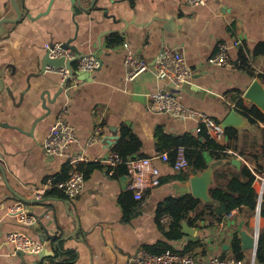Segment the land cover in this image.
<instances>
[{"label":"crops","instance_id":"crops-1","mask_svg":"<svg viewBox=\"0 0 264 264\" xmlns=\"http://www.w3.org/2000/svg\"><path fill=\"white\" fill-rule=\"evenodd\" d=\"M20 13L15 23L0 25V264H21L7 240L11 233H20L39 242L45 237L41 260L26 256V264H128L138 249L162 251L167 246L189 252L198 261L213 257H236L232 245L240 242V232L252 235L257 219L234 210L220 222L210 217L195 218L181 223V238L168 241L164 234L169 224H160L156 213L167 198L191 195L188 181L202 172L184 170L181 179L170 162L154 159L159 170L160 185L144 193L139 210L124 218L120 203L127 189L126 171L117 166L113 174L100 161L113 152L121 129H129L141 142L138 154L129 158H156L160 151L158 137L163 134L180 137L197 136L196 123L148 109V94L160 89L173 94L184 106L201 112L220 126L234 111L240 126L235 140L223 135L217 144L227 145L229 160L208 159L212 184L225 185L242 167L264 168L260 156L261 130L259 121L251 123L238 108L242 96L254 80L264 85V0H207L201 7H189L183 0H96L93 8L75 13L69 0H14ZM11 0H0V20L16 19ZM241 45L229 50L233 64L241 67H215L208 63L218 43ZM114 42V43H113ZM63 44L77 55H95L100 68L91 73L75 72L69 97L61 89L57 73L42 70L45 44ZM126 43L135 56L153 63L163 49L183 53L192 70V78L180 87L157 81L151 71L133 81L125 79L123 57ZM74 66V64H73ZM67 104L65 121L74 128L78 143L69 148L70 156L82 155L89 160L82 192L67 198L62 192L48 190L42 201L33 198V191L46 181L66 177V159L48 156L43 145L50 127ZM96 127L102 129L100 139L90 143ZM227 127V128H228ZM234 162V163H233ZM246 163V164H245ZM257 176H261L256 174ZM256 176L254 188L259 191ZM186 192V194H181ZM134 200V199H133ZM135 201V200H134ZM21 203L25 211L42 223L23 225L10 213ZM259 229L264 220L259 218ZM183 225L188 234H183ZM48 235L49 238H47ZM52 238V239H51ZM241 264H257L251 250L240 248ZM69 253L75 258L70 259Z\"/></svg>","mask_w":264,"mask_h":264},{"label":"built area","instance_id":"built-area-1","mask_svg":"<svg viewBox=\"0 0 264 264\" xmlns=\"http://www.w3.org/2000/svg\"><path fill=\"white\" fill-rule=\"evenodd\" d=\"M183 1L186 5L193 8L204 6L207 3V0ZM240 45V39H236L231 45L218 43L217 50L209 59L208 63L215 67H241L240 62L235 65L231 62L229 57V50L231 48H237ZM122 46L126 51L123 57V67L125 79L127 81H133L147 71H151L157 81L168 82L175 87L182 86L192 78L193 72L187 65L183 53L176 49H163L156 56L153 63L150 64L148 61L135 56V54L129 50L126 43H123ZM44 49L50 59L64 60L63 66L58 68L47 67L45 71L57 73L59 75L61 88L66 99L69 97L68 93L72 88L70 81L74 77L75 72L91 73L101 66L99 59L95 55H77L70 48L64 47L63 44L47 43L44 45ZM73 60L75 62L71 70L66 66V63ZM148 98V109L150 112L168 115L174 119L193 121L197 125L195 128L196 134L201 133L202 129H205L206 134L215 142L222 137L223 129L220 124L207 115L184 106L173 94L164 92L158 88L149 93ZM66 112L67 104L58 114L55 123L50 127L43 145L46 155L63 157L66 159V177L59 181L50 179L46 181L41 189L33 191V198L36 201H42L48 190H58L67 198L71 199L77 197L84 188V171L80 166L86 165L90 163V161L86 160L82 155L70 156L67 154L69 148L78 143V138L74 128L64 119ZM259 123L264 128V121H260ZM101 131L102 129L100 127H96L89 142L93 143L94 141H98ZM154 159H159L164 163L170 162L167 152L161 153L156 156V158H132L127 161H123L118 154L111 152L103 160H95L92 162L101 164L103 167L109 169L110 175L114 173V169L117 166H125L126 176L128 178L127 189L137 202L135 209L139 210L142 205L144 193L160 185V173L153 164ZM171 165L176 172L184 171L189 167L183 148L177 149L175 160ZM247 166L253 170L249 165ZM257 177L259 178L258 194L262 195L264 192V173ZM10 213H12L18 222L23 225H32L36 222V218L29 215L21 203L13 205V207L10 208ZM158 221L160 224H169L171 222V217L165 213L159 217ZM7 240L13 246L14 251L20 250L28 254H38L43 249L41 243L33 241L20 233L9 234ZM128 264H241V262L234 257H213L207 261H198L190 252L181 253L173 249H166L156 254L140 248L128 258Z\"/></svg>","mask_w":264,"mask_h":264},{"label":"trees","instance_id":"trees-1","mask_svg":"<svg viewBox=\"0 0 264 264\" xmlns=\"http://www.w3.org/2000/svg\"><path fill=\"white\" fill-rule=\"evenodd\" d=\"M263 52L264 46L258 47L255 51L256 54H261ZM238 108L240 113L248 118L251 123L264 121V115L257 108L253 106L245 107L242 101L238 103ZM224 135L231 141L237 139L238 133L235 129L228 127L224 130ZM260 136L261 144L259 151L261 158L264 159V130H261ZM158 146L160 151L163 149L169 151L168 156L171 164L175 160L177 149L183 148L189 164L188 168L194 172H202L207 169V158L209 157L214 160H229V158L232 157L226 153L229 147L227 145L221 146L217 144L206 134L205 129H202L201 133L197 134V136L184 134L180 137H171L161 134L158 137ZM140 148V140L132 134L129 129L123 127L121 129L120 139L113 147V152L118 154L123 161H127L132 159L129 157L138 154ZM135 158L144 157L139 156ZM87 165L88 164L80 166L84 171V177ZM119 166L125 169L124 165ZM263 173L264 168L259 164H257L253 170L247 165H242L237 173L234 174L225 185H216L209 189V195L213 201L212 204H204L201 201L194 199L191 195L165 199L158 206L156 213L157 221L159 220V217L165 213L171 217L169 231L164 234L165 238L168 241L180 239L181 223L185 220L189 225L193 224V221L188 218V214L194 211H199L195 218L207 216L212 218L214 222H220L227 214L234 210H238L240 214L243 212L246 213L249 220L254 219L259 199V194L254 188V183L256 181V174L262 175ZM186 175L187 173L183 171L179 173L181 179L185 178ZM120 203L123 209L124 218L128 220L133 209L135 210L137 202L133 200L131 193H127L121 196ZM259 216L264 220V192L261 195ZM232 248L236 255L235 259L239 260L241 251L238 239H234ZM166 249L172 250V248L168 246L162 251L151 248L146 250L151 253L159 254ZM188 250L189 245H187L181 253L189 252ZM68 257L69 260L75 258L73 253H69ZM255 262L257 264H264V225L259 229Z\"/></svg>","mask_w":264,"mask_h":264},{"label":"water","instance_id":"water-1","mask_svg":"<svg viewBox=\"0 0 264 264\" xmlns=\"http://www.w3.org/2000/svg\"><path fill=\"white\" fill-rule=\"evenodd\" d=\"M73 3V9L75 10V13H84L87 12V9L82 6V1L83 0H69ZM90 2L91 8L95 6L96 0H88ZM11 4L14 7V10L17 14L16 19L13 20H8V19H2L0 20V25L3 23H15L20 19V13L14 3V0H11ZM64 47H68L64 45ZM70 48V47H68ZM71 49V48H70ZM72 50V49H71ZM73 51V50H72ZM76 54V53H75ZM64 60L63 59H50L48 56L47 52L42 58V70L44 71L47 67H52V68H58L64 65ZM74 60L66 63V66L72 70V65L74 64ZM3 87V81L0 75V89ZM63 92L62 88L59 89L58 94ZM243 101L247 105H251L255 108H257L263 115H264V85L261 83L260 80H254L251 85L248 87V89L244 92L242 96ZM228 126H234V127H239L240 126V117H238L234 111H231L227 117L224 119L221 127L223 129H226ZM234 163V162H233ZM126 180L128 181V178L125 177ZM212 169L207 168L200 175H196L193 178L189 179L188 181V189H185L187 191H190L191 196L194 199H197L201 201L204 204H212L213 201L209 195V189L212 184ZM181 194H186V192H181ZM260 202H261V195H259L258 199V205L256 209V219H257V225L254 233L252 235L246 234L245 231L240 232V248L242 250H251L253 258L255 259V253H256V248H257V243H258V236H259V225L258 221L260 218ZM37 222L38 227H40L44 232L45 228L42 225V223ZM35 222V225H36ZM188 228L183 225V234H188ZM45 236L48 237V235ZM40 243H44L45 237L40 236ZM52 239V238H51ZM15 255L18 256V259L20 260L21 264H26L25 257L26 256H32L38 258V260H41L43 258L42 256V251L39 252L38 254H28L24 253L23 251H15Z\"/></svg>","mask_w":264,"mask_h":264},{"label":"rangeland","instance_id":"rangeland-1","mask_svg":"<svg viewBox=\"0 0 264 264\" xmlns=\"http://www.w3.org/2000/svg\"><path fill=\"white\" fill-rule=\"evenodd\" d=\"M257 190V189H256Z\"/></svg>","mask_w":264,"mask_h":264}]
</instances>
